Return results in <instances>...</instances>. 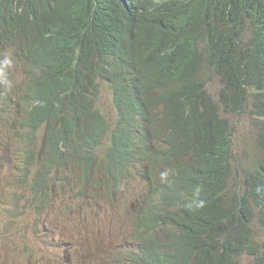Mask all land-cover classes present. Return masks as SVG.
Masks as SVG:
<instances>
[{"label":"trees","instance_id":"trees-1","mask_svg":"<svg viewBox=\"0 0 264 264\" xmlns=\"http://www.w3.org/2000/svg\"><path fill=\"white\" fill-rule=\"evenodd\" d=\"M249 24L255 31L244 51ZM5 57L11 63L0 64V87L5 78L13 84L0 95V122L24 146L23 174L43 166L44 175L53 168L55 179L76 183L129 160L133 150L142 172L151 163L168 172L167 182L142 179L140 248L131 262L241 264L259 254L247 223L264 207V121L256 136L261 157L241 178L234 212L223 193L233 177L230 117L251 102L264 110V0H0ZM211 74L218 92L210 90ZM103 85L112 88L113 127L99 107ZM43 177L37 174L35 190ZM135 179L141 173L102 187L98 178L84 196L130 189ZM200 200L203 208H188Z\"/></svg>","mask_w":264,"mask_h":264},{"label":"rangeland","instance_id":"rangeland-1","mask_svg":"<svg viewBox=\"0 0 264 264\" xmlns=\"http://www.w3.org/2000/svg\"><path fill=\"white\" fill-rule=\"evenodd\" d=\"M12 76L17 84L22 83L21 74L12 72ZM12 84L5 78L0 95L11 90ZM209 86L212 92H218L220 80L211 76ZM99 107L105 120L113 127L115 109L112 88L108 85L102 87ZM252 107L251 102L242 114H236L229 120L234 128V170L231 182L234 187L239 185L244 171L255 168L260 159L255 141L258 117ZM5 119L9 120V116L6 115ZM107 143L108 139L100 147L101 152ZM23 151L24 146L15 134H10L7 122H0V264H43L41 261L44 259L47 264H53V260L54 264L129 263L126 261L137 249L136 215L140 199L147 193V188L144 190L140 180L128 183L130 189L122 186L113 193L105 191L99 196V201L94 202L87 199L89 193L82 196L81 192L73 190L75 181L71 176L53 178L54 175L61 176L60 171L53 168L51 173L48 171L44 175L43 166L35 167L34 172L26 171L25 166L23 172H26L23 174ZM38 173L40 179L44 176V186L35 190ZM24 175L26 180L23 179ZM50 186L55 192L54 197H50L52 203L48 208L41 209ZM217 190L222 194L219 188ZM249 226L253 230V222ZM254 229L258 240H264V229L259 217L254 222ZM36 251L40 258L36 256ZM32 252L34 260H30ZM240 262L258 264L257 257L253 255L241 257Z\"/></svg>","mask_w":264,"mask_h":264},{"label":"clouds","instance_id":"clouds-1","mask_svg":"<svg viewBox=\"0 0 264 264\" xmlns=\"http://www.w3.org/2000/svg\"><path fill=\"white\" fill-rule=\"evenodd\" d=\"M254 31H255V29L253 28V26L249 24L248 27H247V29L245 30V32L241 36L240 46H241V48L244 51H247L248 49L251 48V44H249L246 41V39ZM10 63H11V60L9 58H7V57H5L4 60L0 61V64H4V65H8ZM210 76H215V75L211 74ZM209 84H210V82H209ZM252 108H253L254 113L258 117L257 132H256V135H255V141H256V136H257V133H258V130H259L260 122L264 121V110L261 109V111L258 113V111L254 107H252ZM243 112L237 113V114L240 115ZM235 115L236 114L231 115L230 118H232V116H235ZM233 130H234V128H233ZM233 136H234V133H233ZM233 146H234V140H233ZM188 157H190V156H188ZM260 157H261V152H260ZM126 159H129V160H123V161H121L119 163L112 164V168H110V170H107V169L90 170L88 172L90 178H88V179L82 178V179L78 180L75 183V187L78 188L79 189V192H81V195L84 196V191L86 189L90 188L91 186H93L95 188L98 187V185H97V179L98 178H100L101 181H102L101 186L102 187H105V186H109L112 183V180H113L114 177H120L122 175H128L129 173H140V172H141V181H140V183L144 186V190L146 188V183L143 182V180H142L143 178L154 177V176H161L162 182H167L168 172H163V173L160 172L159 170H157L152 165V163L146 168L145 171L142 172L141 169H140L141 159H140L139 155L136 153L135 150L131 151L129 153V155L126 157ZM233 163H234V152H233ZM167 166H168L169 170H172L170 163H167ZM253 169H247V170H253ZM244 174H245V171H244ZM244 174L241 175V177H240L239 185H237L235 187L232 186V184H231L233 177H232V179L227 180V187H226V189H225V191L223 193V199L225 201V207L230 212H234L236 210L235 207L237 206V204L240 201L241 197L244 196L243 193H242V191H241V187H240V183H241L240 181H241V178L244 176ZM56 176L57 175H54V178ZM154 183L155 182H153V184ZM259 190L260 189L258 188L257 191H259ZM195 191H196V194L198 195L200 189L197 188ZM54 194L55 193H53V194L46 193V197H45L46 199H44V201L48 199V202H47V204L46 203H43L41 209L48 208V205H50L52 203V202H49L50 197L51 196L54 197ZM145 194H146V192L143 194V196H141L139 207H140V205L142 203V200H143V197L145 196ZM87 199H89L91 201H94V202H98L99 201L98 191L93 196L87 197ZM194 207L195 208H203L204 207V201L203 200H200L198 203H194V204L193 203H190V204H188V208L190 210L193 209ZM254 210L258 211V214L257 215H249V220L250 221L247 223L248 226H249V224L251 222H253V230L249 226V228L251 229L250 246L252 248L253 245H255V246L260 245V248L261 249H260V252H259L258 255L253 254V253H251L250 255H253L254 257H257L258 264H261L260 261L264 259V240L263 239H262V241L258 240L257 235H256V231L254 229V222L259 217L260 218V224H261L262 228L264 229V223L262 222V218L264 219V207L261 206L259 208L254 209ZM138 211H139V208H138ZM138 211H137V214H138ZM136 222H137V215H136ZM240 225L241 224L239 222H235L233 224V227L238 228V227H240ZM40 233H41V231L39 232V234ZM138 237H139V233H138V223H137V235H136V238H137V249L133 253H131V256L129 257V261L128 262L129 263H134V264H144L143 261H140V260L135 261V262H131V257L133 255H135V254H138V252H139L138 251L139 250V245L138 244H140V241H139V238ZM251 248H250V252H251ZM33 252L30 254V256H31L30 257L31 258L30 260H34V258H35L32 255ZM36 253H37L36 256L39 257V254H38L37 251H36ZM76 261H77V263L80 262V260L77 257H76ZM41 262L43 264H47V260H45V259L43 261H41ZM52 262L54 264V260ZM263 264H264V262H263Z\"/></svg>","mask_w":264,"mask_h":264},{"label":"bare ground","instance_id":"bare-ground-1","mask_svg":"<svg viewBox=\"0 0 264 264\" xmlns=\"http://www.w3.org/2000/svg\"><path fill=\"white\" fill-rule=\"evenodd\" d=\"M13 95H14V94H13ZM143 152H144V151H143ZM252 172H253V171H252ZM140 173H141V172H140ZM234 176H235V175H234ZM48 179H49V178H48ZM48 183H49V182H48ZM54 185H55V182H54ZM50 189L52 190V194L55 193L53 187L50 186ZM73 190H74V189H73ZM55 191H56V190H55ZM57 191H58V190H57ZM112 193H113V192H112ZM112 195H113V194H112ZM138 245H139V244H138ZM162 245H163V244H162ZM139 248H140V247H139ZM128 260H129V258H128ZM125 261H126V260H125ZM126 262H128V261H126ZM126 264H129V263H126Z\"/></svg>","mask_w":264,"mask_h":264}]
</instances>
